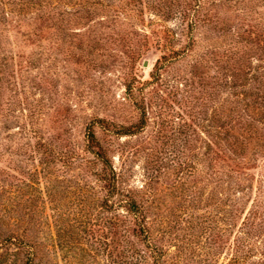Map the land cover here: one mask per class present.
<instances>
[{
  "label": "rangeland",
  "instance_id": "1",
  "mask_svg": "<svg viewBox=\"0 0 264 264\" xmlns=\"http://www.w3.org/2000/svg\"><path fill=\"white\" fill-rule=\"evenodd\" d=\"M34 1L0 0V226L39 241L51 264L153 262L131 232L134 219L102 203V163H82L96 159L87 150L94 124L119 186L150 208L149 237L163 264H212V95L228 97L220 84L236 72L257 104L264 0H47L53 27L39 20L51 7ZM76 10L85 17L66 12ZM190 41L158 68L165 46ZM132 46L143 48L137 77L147 82L134 98ZM141 117L142 130L120 134ZM54 154L62 159L43 171ZM244 167L238 180L254 185L250 207L264 169Z\"/></svg>",
  "mask_w": 264,
  "mask_h": 264
},
{
  "label": "trees",
  "instance_id": "2",
  "mask_svg": "<svg viewBox=\"0 0 264 264\" xmlns=\"http://www.w3.org/2000/svg\"><path fill=\"white\" fill-rule=\"evenodd\" d=\"M73 1L82 6L79 0H70V2ZM32 5L51 7L50 12L44 10L39 15V20L52 26L57 19L53 3L47 0L46 2L35 0ZM66 12H73L71 14H74L77 19L85 17L81 10ZM57 14L61 18L64 17L63 11ZM193 20L196 22L198 16ZM192 45L190 41L180 49L165 46L161 58L157 60L158 68L186 54ZM130 49L131 64L137 71L131 75L127 91L134 98L136 91L143 90L147 82L137 77L138 62L143 48L132 46ZM224 69L228 71L229 67ZM234 73L235 75L225 74V81L219 83L220 86L230 90V95L223 98V101L222 98L216 99L212 95V150L209 157L212 168V264H264V172L257 181L256 194L250 207L248 206L252 199L254 185L243 186L241 183L244 182L241 179L238 180V175L241 169L245 168L244 166H252L256 169L258 165L264 169V160L262 161L264 156V84L261 94L255 98L257 104L249 102L248 93L239 90L243 79L239 74ZM154 76L155 74L152 75ZM230 77L231 80H229ZM145 124V117H141L140 121L134 125V129L120 134H136L138 130L144 128ZM87 150L93 153L96 159L92 161L83 158L82 163L101 162L103 165V171L98 173V179L103 183V189L107 191L102 198V203L124 208L134 219V225L131 224L132 234L136 237L142 236L146 245L150 247L153 258L151 264H163L164 254L161 248L152 243L149 237L150 228L146 215L150 208L145 202H139L130 190L125 191L119 186L117 173L112 168L106 148L97 137L94 124L88 129ZM74 154L65 157L67 163L72 164L71 159L75 157ZM60 159H62L61 154H54L42 160L43 171L48 170ZM235 190L239 193L238 196L232 193ZM247 190L251 192L249 197H247ZM124 220L126 223L127 219ZM10 225V222H3L0 226V264H51L48 258H43L39 250V241L15 234L14 231L9 230ZM224 253L222 259L224 261H220ZM146 261L147 258H145Z\"/></svg>",
  "mask_w": 264,
  "mask_h": 264
},
{
  "label": "water",
  "instance_id": "3",
  "mask_svg": "<svg viewBox=\"0 0 264 264\" xmlns=\"http://www.w3.org/2000/svg\"><path fill=\"white\" fill-rule=\"evenodd\" d=\"M144 67L148 68L150 66V60L149 59H145L143 62Z\"/></svg>",
  "mask_w": 264,
  "mask_h": 264
}]
</instances>
